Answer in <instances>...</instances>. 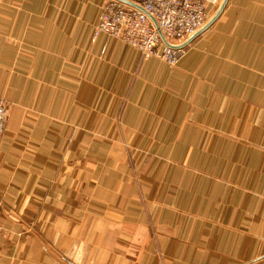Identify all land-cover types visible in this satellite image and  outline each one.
<instances>
[{
	"label": "crops",
	"instance_id": "0c3cea01",
	"mask_svg": "<svg viewBox=\"0 0 264 264\" xmlns=\"http://www.w3.org/2000/svg\"><path fill=\"white\" fill-rule=\"evenodd\" d=\"M107 1L0 0V264H264V0L175 67Z\"/></svg>",
	"mask_w": 264,
	"mask_h": 264
},
{
	"label": "built area",
	"instance_id": "2783aa9c",
	"mask_svg": "<svg viewBox=\"0 0 264 264\" xmlns=\"http://www.w3.org/2000/svg\"><path fill=\"white\" fill-rule=\"evenodd\" d=\"M108 0L96 24L101 33L137 48L142 58L155 57L175 66L186 48H172L166 42L182 44L208 21L210 0ZM9 115L8 103L0 96V140ZM1 231V226H0Z\"/></svg>",
	"mask_w": 264,
	"mask_h": 264
},
{
	"label": "water",
	"instance_id": "95a60500",
	"mask_svg": "<svg viewBox=\"0 0 264 264\" xmlns=\"http://www.w3.org/2000/svg\"><path fill=\"white\" fill-rule=\"evenodd\" d=\"M128 5H132V6H136L140 9H142L140 6H137L136 4L130 2V1H127V0H120ZM227 2L228 0H223L218 11L216 12V14L205 24V26L200 29L198 32H196L193 36H191L188 40H186L183 44H172V43H167V45H169L170 47L172 48H183L185 47L186 45H188L192 39H194L196 36H198L199 34H201L204 30H206L210 25H212L215 20L220 16V14L222 13V11L224 10L225 6L227 5ZM143 10V9H142Z\"/></svg>",
	"mask_w": 264,
	"mask_h": 264
},
{
	"label": "rangeland",
	"instance_id": "374dc122",
	"mask_svg": "<svg viewBox=\"0 0 264 264\" xmlns=\"http://www.w3.org/2000/svg\"><path fill=\"white\" fill-rule=\"evenodd\" d=\"M210 2H211V0H210ZM210 2H208L207 3V12H208V18L209 17H211L210 16V11L208 10V5H209V3ZM190 38V37H189ZM188 38V39H189ZM187 39V40H188ZM185 42V41H184ZM140 55H141V53H140ZM141 57H142V55H141ZM151 58V57H150ZM163 61V60H162ZM165 62V61H164ZM168 64V63H167ZM177 65V64H176ZM175 65V66H176ZM169 66H171V67H175V66H172V65H169ZM2 98H4V100L8 103V106H9V115H8V119H7V124H8V120H9V118H10V115H11V110H12V106H14V104H11V101H10V99H9V97L7 96V95H0ZM191 114V112L189 113V111H186L185 112V118L186 117H188L189 115ZM7 124H6V127H7ZM6 127H5V129H6ZM4 132H5V130H4ZM0 226H1V229H2V225L0 224Z\"/></svg>",
	"mask_w": 264,
	"mask_h": 264
}]
</instances>
